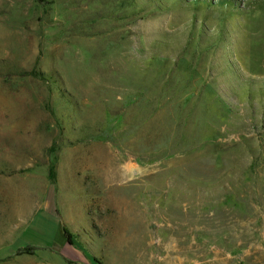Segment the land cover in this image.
<instances>
[{"label":"rangeland","instance_id":"obj_1","mask_svg":"<svg viewBox=\"0 0 264 264\" xmlns=\"http://www.w3.org/2000/svg\"><path fill=\"white\" fill-rule=\"evenodd\" d=\"M49 190L68 264H264V0H0L1 217Z\"/></svg>","mask_w":264,"mask_h":264},{"label":"crops","instance_id":"obj_2","mask_svg":"<svg viewBox=\"0 0 264 264\" xmlns=\"http://www.w3.org/2000/svg\"><path fill=\"white\" fill-rule=\"evenodd\" d=\"M65 220L63 219L61 213L58 210L57 202L51 190H49L44 196L38 198V201L25 205L17 214L13 217H1L0 215V227L12 230V232H17V238H13L10 240L11 244H21L28 248L29 253H27L30 258H34L38 261L39 264H68L69 259L77 258L73 254H68V258L63 257V252L66 247H68V239L65 234ZM45 226L46 232L49 234V239L52 241V246L47 243L46 246L35 245L31 242V240L26 236V234L35 227L36 232L42 233L38 229L41 226ZM44 232V231H43ZM20 233V234H19ZM43 233L41 234V236ZM21 239V240H20ZM58 240V248L56 246V241ZM12 245H8L10 247ZM49 246V247H48ZM73 247H77L78 245L73 242L71 245ZM32 248L36 249H49L50 254H60L65 263L57 262L51 256L50 259H44L43 257H34V251ZM79 248V247H77ZM35 249V251H36ZM33 254V255H32ZM36 254V253H35ZM73 264H78L77 262H71Z\"/></svg>","mask_w":264,"mask_h":264},{"label":"trees","instance_id":"obj_3","mask_svg":"<svg viewBox=\"0 0 264 264\" xmlns=\"http://www.w3.org/2000/svg\"><path fill=\"white\" fill-rule=\"evenodd\" d=\"M33 75H36L35 74V72H33ZM55 165H52L51 167H50V171H49V179H50V181L54 184L55 183V180H56V172H55ZM71 232L68 230V228L67 227H65V234H66V236H67V239H68V243L70 244V245H72L73 244V242H72V235L70 234ZM27 253H29V252H27Z\"/></svg>","mask_w":264,"mask_h":264},{"label":"bare ground","instance_id":"obj_4","mask_svg":"<svg viewBox=\"0 0 264 264\" xmlns=\"http://www.w3.org/2000/svg\"><path fill=\"white\" fill-rule=\"evenodd\" d=\"M119 176V175H118Z\"/></svg>","mask_w":264,"mask_h":264}]
</instances>
